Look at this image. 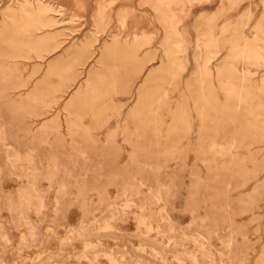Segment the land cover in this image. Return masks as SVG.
I'll list each match as a JSON object with an SVG mask.
<instances>
[{
	"label": "rangeland",
	"instance_id": "374dc122",
	"mask_svg": "<svg viewBox=\"0 0 264 264\" xmlns=\"http://www.w3.org/2000/svg\"><path fill=\"white\" fill-rule=\"evenodd\" d=\"M165 1L0 0V264H264V0Z\"/></svg>",
	"mask_w": 264,
	"mask_h": 264
},
{
	"label": "bare ground",
	"instance_id": "6f19581e",
	"mask_svg": "<svg viewBox=\"0 0 264 264\" xmlns=\"http://www.w3.org/2000/svg\"><path fill=\"white\" fill-rule=\"evenodd\" d=\"M165 2H166V5H167V8L169 9L168 11H170V10L172 11L173 10V3H174L173 0H166ZM176 22H177V20H176ZM261 171H263V170H261Z\"/></svg>",
	"mask_w": 264,
	"mask_h": 264
}]
</instances>
